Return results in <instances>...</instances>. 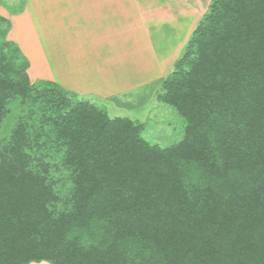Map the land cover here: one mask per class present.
Masks as SVG:
<instances>
[{"label": "trees", "instance_id": "1", "mask_svg": "<svg viewBox=\"0 0 264 264\" xmlns=\"http://www.w3.org/2000/svg\"><path fill=\"white\" fill-rule=\"evenodd\" d=\"M9 26L0 16V128L11 98L27 106L0 140V264H264V0H212L157 92L186 123L165 148L31 85Z\"/></svg>", "mask_w": 264, "mask_h": 264}, {"label": "rangeland", "instance_id": "2", "mask_svg": "<svg viewBox=\"0 0 264 264\" xmlns=\"http://www.w3.org/2000/svg\"><path fill=\"white\" fill-rule=\"evenodd\" d=\"M87 1L75 0L76 6ZM211 2L149 0L148 9L134 11L128 8L130 1L123 0L125 9L116 16L101 9L97 13L95 8L69 15L52 0H0V16L10 22L5 40L13 41L27 58L31 85L54 81L107 110L112 118L144 124L143 136L165 148L184 138L186 123L159 100L157 92ZM13 60L14 67L24 64ZM26 106V101L11 98L0 140L7 139ZM51 168V175L64 189L61 196H68L66 165L55 158Z\"/></svg>", "mask_w": 264, "mask_h": 264}, {"label": "crops", "instance_id": "3", "mask_svg": "<svg viewBox=\"0 0 264 264\" xmlns=\"http://www.w3.org/2000/svg\"><path fill=\"white\" fill-rule=\"evenodd\" d=\"M55 1L56 3L54 4L56 7H59L60 9H62L61 11H63V13L69 14V15H75V11H77L76 15H80L82 9L83 10H89V11H93L91 8H95L98 11H96L97 13H99V9L104 10L106 12V14H115L116 16H118V14L122 12V9H125L124 4H123V0H117V2H112L111 0H90L87 1L84 6H76V2L75 0H52ZM129 6L128 8H132L133 10H142L143 9H148L149 7V0H147L146 2H144V0H129ZM69 11V12H68ZM133 12V11H132ZM93 13V12H92ZM82 14H84V11H82Z\"/></svg>", "mask_w": 264, "mask_h": 264}]
</instances>
